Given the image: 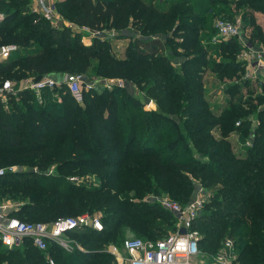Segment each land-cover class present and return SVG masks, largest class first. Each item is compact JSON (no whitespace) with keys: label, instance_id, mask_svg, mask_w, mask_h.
<instances>
[{"label":"trees","instance_id":"1","mask_svg":"<svg viewBox=\"0 0 264 264\" xmlns=\"http://www.w3.org/2000/svg\"><path fill=\"white\" fill-rule=\"evenodd\" d=\"M155 1H59V11L79 26L133 28L145 37L118 60L104 41L95 39L88 46L69 28L52 26L31 10V0H0V12L3 4L14 5L0 23V48L18 46L0 61V84L10 79L19 88L29 79L95 67L98 73L134 82L158 106L146 112L138 98L120 87L84 88L82 104L64 85L59 93L44 90L40 98L31 90L20 91L17 98H8L7 110L0 100V168L7 169L0 176V203L18 205L9 217L49 225L63 217L99 214L103 231L69 233L83 251L68 253L56 244L48 251L55 264H117L105 246L122 248L130 233L157 241L176 231V216L152 196L168 195L185 205L199 182L212 191L193 224L200 251L216 254L230 239L237 255L233 264H264V82L257 88L249 80L227 84L231 95L243 85L252 97L258 89L262 94L212 114L202 83L208 56L222 53L212 66L221 80L232 78L245 72L238 58L243 47L236 38L219 44L208 40L206 46L200 42L203 30L213 33L204 23L214 7L236 3L245 29H251L249 41L264 44L263 26L253 15L264 14V0ZM164 45L173 53L185 52L182 72L160 53ZM171 117L183 126H174ZM253 119L259 122L251 133ZM215 127L219 138L211 135ZM236 131L244 142L252 137L251 147L240 153L228 140ZM186 135L202 158L184 148ZM12 166L18 169L9 171ZM89 175L98 178L97 185ZM0 264L48 263L26 238L18 249H4L0 242Z\"/></svg>","mask_w":264,"mask_h":264},{"label":"built area","instance_id":"2","mask_svg":"<svg viewBox=\"0 0 264 264\" xmlns=\"http://www.w3.org/2000/svg\"><path fill=\"white\" fill-rule=\"evenodd\" d=\"M32 11L49 21L52 26L63 29L54 11L56 0H32ZM4 20V15L0 13V23ZM70 29H78L79 32H86L97 36L100 31L91 30L77 24L69 26ZM218 36L227 41L237 38L243 47L238 58L243 62L246 71V79L257 80L264 75V44L256 46L242 35L243 30L240 21L217 20L215 24ZM76 31V30H74ZM78 32V31H76ZM217 41V40H215ZM18 51V46L14 44L4 45L0 48V61L7 60ZM84 77L79 73H66L61 80L52 77H42L24 81L21 87L16 88L11 80H6L0 84V100L7 102L10 96L17 95L20 91L31 90L40 98L44 90L59 93L62 85L66 86L73 98L79 104L83 103ZM109 83L106 82V87ZM93 86H89L93 88ZM237 126L240 122H237ZM251 140L248 145H251ZM15 167H10L9 171H15ZM5 169L0 168V176L4 175ZM203 198L196 197L186 205L174 202L169 198L152 199L157 201L165 210L173 213L177 218V229L174 233L159 239L149 241L141 238H128L124 240L122 249L126 252L127 264H192V260L200 254L199 235L193 228L194 221L199 217L202 210ZM7 207H0V242L4 249H18L22 246L26 238L33 240L34 246L45 255L48 264H55V260L50 255L48 249L50 244H56L64 251L73 253L83 251L82 246L76 240L69 237V233L77 229L103 231L101 217L89 212L76 217H63L57 219L52 224L42 222H25L14 217H9L6 212ZM181 228L186 229L185 234H180ZM113 255L119 257L114 248ZM218 259L220 264H233L236 259L235 245L232 240L227 239ZM116 260H118L116 258ZM119 261V260H118Z\"/></svg>","mask_w":264,"mask_h":264},{"label":"rangeland","instance_id":"3","mask_svg":"<svg viewBox=\"0 0 264 264\" xmlns=\"http://www.w3.org/2000/svg\"><path fill=\"white\" fill-rule=\"evenodd\" d=\"M155 2L158 3L159 0H156ZM32 3L33 2L31 0V2H30L31 10L33 8ZM58 3L59 2H56L54 4V11L56 13V17L58 18L59 22L62 24L63 28H69L70 29L69 26H73V25H75V23L73 21H71L69 18H67V16L64 13L59 11ZM13 8H14V5L12 3L9 4V7L8 6L5 7L3 4L2 5V11L0 13L5 16L4 13L12 11ZM214 8H215L216 12L214 14H210L211 20H209V21L207 20L204 23L205 25L212 27L213 33L203 30V32H201V36H200V42L202 44H204L206 46V42L208 40H210L208 42H212L214 44H219V43H223V42L228 41V40L223 41L218 36L217 29L215 28V24H216L217 20H227V21H234V22L240 21V24H241L242 30H243L242 35L246 38L249 37L248 35L251 32V29H249V28L245 29L243 17L241 16L243 10H240V9L238 10L236 8V3H233V5H227V6L222 4V5H220V7H214ZM220 8H223L224 10H226V13L225 14L219 13L218 11L221 10ZM244 10H246V12H247L249 9L244 8ZM228 12H230L232 14V17L227 16ZM215 14H216V16H214ZM253 15L256 18V21L262 23V25L264 27V14H262L261 12H254ZM38 16H40V15H38ZM212 17H214V18H212ZM70 30L72 33L79 34L78 35L79 38L82 40V42L85 45H88V46L93 45V43L95 42V39H99L101 41H104L105 44L107 45V52L118 60H122V59L126 58L127 48L130 47L132 44H134L136 39L145 38V37H143V35L139 31H137L133 28H130L128 30L121 32V31H117L113 28L104 27L102 30H100V33L97 36L90 35L89 33H86V32H79L78 29H74L78 32L74 31L73 29H70ZM159 37H161V36L160 35H153L151 38H159ZM147 38L150 39V36ZM215 40H217V41H215ZM238 42H239V40H238ZM258 46H260V45H258ZM162 47L160 48V53L168 55L171 58L174 69L177 70V72H182L183 70H182L181 61L183 59L185 52L179 48V50H177L176 53H173L171 48H170V45H164ZM168 48H170V49H168ZM171 53L173 56L171 55ZM221 54L222 53H220L218 51L210 52L208 59H207L209 64L207 66H205L204 71H202L203 72L202 73V77H203L202 83H203V88H204V95H205L206 100L209 102L210 112L212 114H215V115L222 114V112L225 109L229 108L231 103H237L241 100H246V99L254 100L253 98H256V96L258 94H262V91L260 89H258V90H256L254 96L252 97L251 94H249L250 89H247V87H245L244 85L242 87H240V89H236L234 91V94H232V95L228 94L226 91L227 84H242L241 83L242 80H248V79H246L247 74L245 71L244 73H242L240 75L237 74L232 78L226 77V79L221 80L219 78L220 76L215 71L216 69L213 68V66H212L213 62H217V61L221 60ZM93 62L95 64H98V61H96V60ZM76 72H79L84 77V80L82 82L83 89L84 88L89 89L90 85L91 86L94 85V87L98 88V90H102L103 88L111 90L114 87H120V88L126 89L130 94H132L133 96L138 98L139 101L144 105V110L146 112H149L151 110H155V111L158 110V106H157L156 102L153 99H149V98L147 99L144 95V91L142 90V88L138 87L134 82L129 81L127 79H123V78H119V77H109V75L98 73V69H96L95 67H92L90 69L87 68V69H84L81 71L70 70V71H67L64 73H60V74H51L48 77H52V78L61 80L64 74L76 73ZM6 80H10V79H6ZM106 82L109 83V85H108L109 87H106ZM14 84L16 86L15 82H14ZM19 86H21V85H19ZM253 88H255V87H253ZM16 96L17 95H15V97ZM1 103L3 104V106H5L6 110L9 109V105H8L9 99H7L6 103H3V102H1ZM172 119L174 120L173 121L174 126L180 125V124H181L180 126H183L181 120H179V119L177 120L175 117H171V120ZM250 122H251V124H250L251 126L249 129H250V132L253 133V130L258 125L259 121L256 119H253V120H250ZM211 135L214 136L215 138H219L221 136L219 128L215 127L214 129H212ZM243 138H245L244 135L237 132V131L235 133H232L228 137V140L232 143V145H233L232 147L234 148L236 153H240V152L244 151L245 148L251 147V145H252V144L248 145L249 141L252 138L251 136H250V138L246 139L245 142L242 140ZM184 148L190 149L192 151L193 155H195V156H199L200 158L203 157V156L198 155L196 153V150L193 148L192 140L187 135H186V139H185ZM12 167H15L16 170L18 169L17 166H12ZM53 168L54 167L51 168V171L53 170ZM3 169L7 170L4 167H3ZM89 176H90L89 180L93 184L97 185L98 184V178L95 175H89ZM196 185H197L196 189H195V191L192 195V198L189 202L194 200L196 197H201V198H203L202 199V201H203L202 206H204V204L209 200V197L212 194V191L206 190L199 182H196ZM152 197L155 199L166 198V197L171 199L168 195L152 196ZM171 200L174 202H177L173 199H171ZM153 201H155V200H153ZM177 203H179V202H177ZM181 205H183V204H181ZM1 206H6L7 207L6 212H9L10 210L15 209L18 205L15 202L7 201V202L0 203V207ZM96 215H99V214H96ZM128 238H136V236L130 233L126 237V239H128ZM105 248H106L105 250L112 255H113L112 252H113L114 248L117 250V254L119 257H116L115 255H113L115 257V259L117 258L119 260V261L118 260L115 261L117 264H127L125 261L127 254L120 247V245L116 246L115 244H109V245L105 246ZM220 255H222L221 251L216 253V254H209L207 252L200 251V254L192 260V264H220V260L218 259V257Z\"/></svg>","mask_w":264,"mask_h":264},{"label":"crops","instance_id":"4","mask_svg":"<svg viewBox=\"0 0 264 264\" xmlns=\"http://www.w3.org/2000/svg\"><path fill=\"white\" fill-rule=\"evenodd\" d=\"M60 0H56V2H59ZM263 14V13H262ZM258 22V21H257ZM258 23H260V22H258ZM261 25H262V23H260ZM263 26V25H262ZM263 29H264V27H263ZM249 80V79H248ZM249 81H251V80H249ZM252 82V84L255 86V88H257V86H259V85H261L262 84V82H264V75H262V76H260V78L259 79H257V80H252L251 81ZM22 86V85H21ZM21 86H19V87H21Z\"/></svg>","mask_w":264,"mask_h":264},{"label":"water","instance_id":"5","mask_svg":"<svg viewBox=\"0 0 264 264\" xmlns=\"http://www.w3.org/2000/svg\"><path fill=\"white\" fill-rule=\"evenodd\" d=\"M179 233H180V234H185V233H186V229H185V228H181V230H180Z\"/></svg>","mask_w":264,"mask_h":264}]
</instances>
